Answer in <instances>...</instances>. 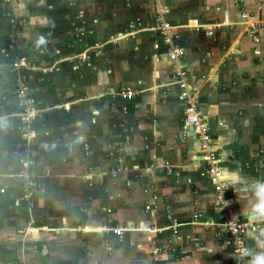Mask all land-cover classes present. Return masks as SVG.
I'll list each match as a JSON object with an SVG mask.
<instances>
[{"label": "crops", "instance_id": "0c3cea01", "mask_svg": "<svg viewBox=\"0 0 264 264\" xmlns=\"http://www.w3.org/2000/svg\"><path fill=\"white\" fill-rule=\"evenodd\" d=\"M1 3L0 264H238L185 90L210 133L226 197L251 223L247 264H264V33L249 30L255 7L46 0L41 7L58 18L41 39L57 44L56 71L28 64L17 85ZM82 10L87 21L77 19ZM131 19L137 31H126ZM171 44L183 55L173 58ZM125 88L133 99L120 95ZM27 160L42 180L31 201L18 177Z\"/></svg>", "mask_w": 264, "mask_h": 264}, {"label": "rangeland", "instance_id": "374dc122", "mask_svg": "<svg viewBox=\"0 0 264 264\" xmlns=\"http://www.w3.org/2000/svg\"><path fill=\"white\" fill-rule=\"evenodd\" d=\"M46 0H1V7H6L5 17L9 24V39H7V44L5 49L3 50L4 56L10 59L11 67L14 71H16V79L17 85L26 84L28 80V75H26L23 70L29 64V67L32 66L34 68H38L37 71L40 75L46 70L50 74H54L56 71V64L59 55L56 54L57 44L47 43L45 40L42 41L41 35L43 30L49 28L48 26V18H52V20H57L58 14L57 9L54 7H41ZM237 7H255L252 10L253 15H249L253 18V22L250 25L251 29H257L258 34L261 32L264 33V0H232ZM53 4V3H52ZM233 4V3H232ZM239 4V6H238ZM85 12H78V17L80 19L88 20V16ZM247 15V12H243V15ZM79 20V19H78ZM68 21L69 17H68ZM85 21V22H86ZM129 29L126 31H137L136 26H139V20L135 21L131 19ZM45 26V27H44ZM51 27V26H50ZM120 30V29H119ZM118 34V33H115ZM36 36L40 37L39 40L42 42H38L37 44L31 43V37ZM264 37V34H263ZM252 42H255L253 37H251ZM262 41L260 40V36L258 35V44ZM94 50L93 52H95ZM21 54L22 56H20ZM19 55V56H18ZM258 64H261L263 60H258ZM17 65V66H16ZM59 67V66H57ZM46 73V72H44ZM39 74L33 75L36 82L35 86L40 84ZM49 75V74H48ZM46 75V87L47 84H53L56 86V80L58 78V73H56L53 80H51V76ZM44 77V78H45ZM43 78V77H42ZM44 82V80H43ZM51 85V87H53ZM43 84H41L36 89L39 92L42 88ZM20 86H18L19 89ZM35 175V180L38 185H41V176L33 170Z\"/></svg>", "mask_w": 264, "mask_h": 264}, {"label": "built area", "instance_id": "2783aa9c", "mask_svg": "<svg viewBox=\"0 0 264 264\" xmlns=\"http://www.w3.org/2000/svg\"><path fill=\"white\" fill-rule=\"evenodd\" d=\"M163 29L168 30L169 24L164 22ZM170 43L169 38L167 40ZM170 53L173 58H177L183 55V50L177 46L170 45ZM17 66V65H16ZM183 75V73L181 74ZM186 84L182 82V86L186 88ZM24 87L20 90L21 99L24 101ZM137 92L134 89L125 88L120 92V95L124 99L131 100L135 97ZM186 102V115H187V122L190 126L194 128L197 132L200 147L204 154V161L208 165V173L212 183L216 191L219 193L221 197V204L225 207L226 214H225V221L224 227L225 231L228 235L229 243L233 248L238 264H247L248 259V250L246 245V232L249 230L251 223L248 221L241 220L236 212L231 207L228 198L225 194V189L222 183V175L221 171L217 165V154L211 147V136L208 131L206 124L202 119L201 110L199 109L198 102L195 97L189 91L185 90L181 96ZM32 118L26 117L24 118V123L26 121H30ZM31 122V121H30ZM33 162L31 160H27L24 163L22 171L19 173L18 177L22 181L23 192L22 198L26 201H31L34 196V192L37 190L39 186L37 181L35 180V175L31 169V165ZM1 192H5V189H1ZM149 206H147V209ZM179 225L174 224L173 230L175 233L178 232ZM114 233L117 235H122L123 231L120 229H115Z\"/></svg>", "mask_w": 264, "mask_h": 264}]
</instances>
